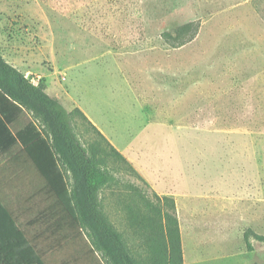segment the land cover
<instances>
[{
    "label": "rangeland",
    "instance_id": "obj_1",
    "mask_svg": "<svg viewBox=\"0 0 264 264\" xmlns=\"http://www.w3.org/2000/svg\"><path fill=\"white\" fill-rule=\"evenodd\" d=\"M186 23L195 38L171 48L162 34ZM0 54L85 114L141 180L115 176L149 207L168 210L153 193L173 200L182 264H264V0H0ZM17 151L0 156V198L36 238L48 201L33 167L9 162ZM132 197L105 189L100 209L144 260L124 209ZM36 242L65 255L82 240Z\"/></svg>",
    "mask_w": 264,
    "mask_h": 264
},
{
    "label": "trees",
    "instance_id": "obj_2",
    "mask_svg": "<svg viewBox=\"0 0 264 264\" xmlns=\"http://www.w3.org/2000/svg\"><path fill=\"white\" fill-rule=\"evenodd\" d=\"M198 27L183 24L162 34L171 48L191 42ZM8 64L0 54V156L17 148L9 162L25 161L35 170L40 183L36 195H43L48 206L34 221L49 224L36 238L21 229L15 215L0 198V264H45L48 249L60 243L41 246L38 237L49 233L60 240L82 242L76 249H89L106 264H182L180 234L173 200L153 198L167 208L149 207L141 190L115 176L122 169L141 180L126 159L103 137L85 114L67 111L59 100L46 92L42 80L37 84ZM79 119L92 132L83 145L74 131ZM122 186L133 201L127 204V223L144 240L145 258L138 260L100 209V193ZM137 198L143 207L134 200ZM83 236L85 238H83Z\"/></svg>",
    "mask_w": 264,
    "mask_h": 264
},
{
    "label": "crops",
    "instance_id": "obj_3",
    "mask_svg": "<svg viewBox=\"0 0 264 264\" xmlns=\"http://www.w3.org/2000/svg\"><path fill=\"white\" fill-rule=\"evenodd\" d=\"M20 149L21 148H19V150ZM86 243L84 242L79 245L69 244V246L74 249L68 250V253L65 255H53L47 252L43 260L45 264H106L105 260L100 255L92 254L89 249L75 248L82 245L86 246Z\"/></svg>",
    "mask_w": 264,
    "mask_h": 264
}]
</instances>
